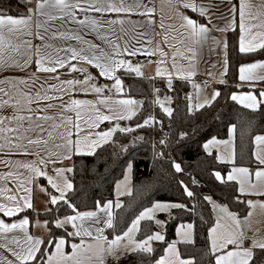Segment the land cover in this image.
<instances>
[{"label":"snow or ice","instance_id":"1","mask_svg":"<svg viewBox=\"0 0 264 264\" xmlns=\"http://www.w3.org/2000/svg\"><path fill=\"white\" fill-rule=\"evenodd\" d=\"M30 2V0H29ZM239 11V52L252 53L256 49H264V0L258 5H252L249 0H238ZM167 6L180 21L177 29L173 24L167 25L174 33L171 37L167 30L164 31L163 41L174 50L172 52V70L161 68L159 65L163 60L157 62L156 76H167V88L173 89V75L180 79L191 81L196 75L199 50L209 39L211 23L209 9L211 4H200L197 0H168ZM257 11L253 12L252 8ZM184 10H191L198 13L199 18L207 19V23L200 22L187 15ZM163 12V7L160 9ZM157 7L153 4L149 6L142 2L127 3L126 0H36L35 7L28 9L27 16L15 17L0 12V69L7 70L18 68L24 70L34 63L37 71L43 73H56L58 68H67L69 72L83 74V79L60 80L59 75L53 77L60 84H49L45 92L36 91L33 95L29 91H24L17 87V84H26L27 81H9L7 78L0 83H9L12 91L0 88V150H6L5 154L19 153L25 156H33L36 159L31 161L0 160L16 169H25L28 172L26 177L23 173L8 171L0 176V179L16 180L15 191L23 192L24 195H5L6 202L0 203V213L6 217H12L24 208H33L31 201V185L37 177H46L48 184L59 195H50V203L56 205L62 201L72 210L71 215L63 218H55L52 223L57 228L64 229V235L58 239L48 229L49 221L43 223L36 221V227H43L53 238L47 243L44 238L29 234L27 217L19 222L7 223L0 219V248L12 257L0 256V264H119L120 259L130 253L152 254L154 252L153 242H161L166 247L162 248L163 255L154 260V264H195L193 258H183L177 247L180 243H194V224L181 223L176 229L177 240L168 241L165 235L166 221L157 218L158 213H166L171 218L172 210H188L184 203L156 201L151 207L144 208L120 234H115V215L113 207L119 209L122 203L119 199L115 202L107 200L95 201L94 210L80 211L66 197V194L74 189V184L68 177V173L74 171L73 167H56L53 169L54 175H48L40 167L46 169L49 164H56L62 160H71L73 155H95L96 150L113 140L114 133H130L135 129L145 126H152L159 123L155 116L149 115L143 119L142 123H137L135 129L121 127L119 123L107 127L106 130L100 128L102 122L121 121L132 119L136 116L143 102L134 98H114L112 95H104L109 89V85H98L95 81L97 77L89 71V66L99 70L100 77L113 80L111 88L117 94L124 92L123 81L117 75L118 70L124 69L128 73H135L136 76H143L140 64L133 65L131 61L121 59L125 53L128 56H135L142 49L146 55L159 52L161 57H166L159 42L154 43V37L160 33L155 32L156 23L154 14ZM230 14L236 12V6L229 8ZM117 14L116 18H105V14ZM137 13L144 17L145 23L132 21L127 16L119 14ZM99 14V15H94ZM33 17L37 19L33 21ZM43 17V20L39 18ZM60 22V28L50 33V39H60L62 41H74L72 44L54 47L46 42L45 37L49 34V28L54 26L50 22ZM33 24L36 31L33 33ZM132 25L131 31L125 27ZM64 25H75L76 28H64ZM147 25V27H146ZM119 26V32H117ZM235 22L230 21L224 28H217V31H226L228 27H234ZM137 27L144 28L137 31ZM161 29H166L163 17L160 23ZM40 29H43L42 35ZM182 29V31H180ZM256 29V31H253ZM88 33H94L97 40L86 39ZM44 42L34 45L33 37ZM123 42V43H121ZM145 42L148 46H145ZM103 45V46H102ZM140 45V47H137ZM180 45V47H176ZM225 48L227 44L225 43ZM53 49L56 53L53 56L47 50ZM177 57L187 61V65L179 64ZM76 61L77 63H72ZM79 65V66H78ZM264 70V61L241 64L239 67L240 81L264 80V72L257 73L256 70ZM228 61L223 62V73H227ZM34 75V74H33ZM209 76L213 73L209 72ZM223 75V74H221ZM32 79V77H29ZM221 84L226 83L220 79ZM208 81L203 83L206 88ZM196 90L195 103L192 94H187V110L193 112L194 109H203L210 106L213 101L220 96L218 90H213L207 95H202L201 84L193 83ZM43 88L44 86L41 85ZM48 91H55L58 95H49ZM73 91L83 93L92 92L97 99L84 100L70 97L68 102H63V95ZM157 95L153 103L160 106L163 112L171 117L173 109L167 104H171L172 97L164 96L160 98V89L154 88ZM6 97V98H5ZM231 100L238 102L245 108L253 111L264 105V91L259 93V98L252 92L243 94L232 93ZM59 100L60 111L55 115L48 114L47 109L54 105L46 103L41 105V101ZM35 104L36 107H32ZM106 109V111L102 110ZM10 110V111H9ZM72 112L75 118L66 113ZM83 122V127L82 123ZM47 125V127H46ZM236 125H231L228 129L229 139H218L212 136L203 143L202 148L206 154L213 156L215 160L231 164L229 171L222 174L217 170L212 173L215 180L221 184L236 182L240 195H264V134H257L252 138L254 149L251 155L255 158L256 167L237 165L236 150L234 145ZM181 137L187 135L182 132ZM143 139V137H135ZM52 142V149L49 144ZM165 144V139L159 142ZM124 150L126 145L121 146ZM62 149V151H61ZM41 153H45L41 155ZM158 155L163 156L160 152ZM132 163L127 164V173L123 182H117V197L131 194L130 189L121 191V184L126 183L132 171ZM172 167L177 173L183 169L179 163L173 162ZM183 185V191L187 197L191 198L195 194L184 185V181H179ZM193 183H196L193 180ZM42 191L44 189H41ZM12 189L0 187V195L12 192ZM237 202L245 203L248 207L247 214L241 217L237 212L231 211L227 204H219L213 200L212 196L204 195L203 200L212 206L215 213L214 223L207 230L209 241V253L212 257V264H264V232L260 228L253 227L254 210L259 207L264 210V201H254L248 199ZM22 202V203H21ZM46 211H48L46 209ZM141 221L154 222L159 230L149 231L143 238L137 239V233L141 231ZM87 224V226H85ZM71 225L73 231H68ZM111 229L112 238L105 235V229ZM19 229L23 233V240L8 234ZM251 233V235H250ZM66 237H79V243H71V250L65 251L68 243ZM47 244L54 246V251L47 249ZM11 245H15L12 247ZM42 245L45 248L42 249Z\"/></svg>","mask_w":264,"mask_h":264},{"label":"trees","instance_id":"2","mask_svg":"<svg viewBox=\"0 0 264 264\" xmlns=\"http://www.w3.org/2000/svg\"><path fill=\"white\" fill-rule=\"evenodd\" d=\"M30 5L29 0H0V12L16 16ZM191 16L196 17L195 14ZM227 59L226 83L217 85L220 96L203 109L188 112L187 94L190 84L183 80L173 82V89L169 90L173 109L171 117L153 103V80L138 77L127 71L119 72L126 94L140 98L143 102L138 114L129 120L128 128L135 129V125L142 123L149 115L155 116L159 123L135 129L130 133L117 131L113 140L98 148L95 155H75L72 165L74 171L70 173L74 189L66 194L67 199L80 211L94 210L97 200L113 201L115 184L123 177L130 162L133 165L132 192L122 197V207L114 211L116 230L113 235L126 230L144 208L151 207L156 201L184 203L188 209L194 210H172L171 218L166 214L159 216L166 221V240L176 239V229L181 223H193L194 243L178 244L181 256L193 258L195 264H212L207 230L215 218L211 205L203 200V196L209 195L220 204H227L231 211L237 212L241 217L247 214L248 207L235 199L239 196L240 201H246L240 198L235 182L221 184L215 180L212 173L219 170L224 174L229 170V165L215 160V154H206L202 145L212 136L218 139L227 138L228 129L234 124L236 163L252 167L255 163L251 155L254 148L252 138L264 133V105L253 111L230 98L231 94L239 89L240 65L264 59V49L240 53L239 31L236 29L227 36ZM182 132L187 135L181 137ZM161 139H165L164 145L159 143ZM122 145H126L127 149L124 150ZM160 152L164 155H158ZM173 162L181 165V173H177L172 167ZM195 179L198 183H193ZM181 180L195 194L193 197H187L183 191L184 186L179 183ZM71 214L72 210L63 202H59L49 211L41 213L40 218L49 221V229L58 239L64 235V229L57 228L52 221ZM22 215L33 217V212L27 210L19 216ZM149 228L152 231L157 230L154 222L143 221L138 239L143 238ZM109 233H112L111 229H108L107 235ZM52 238L48 235L46 243ZM109 238L111 239L112 235H109ZM52 247V244H47L48 250ZM163 247L166 245L157 242L152 254L132 253L130 257L135 264H154V260L163 255ZM44 248L45 245L42 249Z\"/></svg>","mask_w":264,"mask_h":264},{"label":"crops","instance_id":"3","mask_svg":"<svg viewBox=\"0 0 264 264\" xmlns=\"http://www.w3.org/2000/svg\"><path fill=\"white\" fill-rule=\"evenodd\" d=\"M30 2H31V5L29 8H34L36 0H30ZM126 2L127 3L142 2L144 4H148L149 6H152L154 4L157 7V12L154 14V19H155L156 23L153 27H154L155 32L160 33V35L155 36L153 39H154V43L159 42L160 48L165 53H167V56L161 57L159 52H156L155 54H152V55H146L144 50L142 49L135 56H128L127 53H125L120 58L131 61V63L133 65L137 64L135 62H137L139 60H143V59L147 60L146 64H142V65L140 64L141 70L143 72V76H139V77H146V78H150L151 80H153V89L154 88L160 89L159 96L161 99H163L164 96H170V94H169V89L166 86L167 85V76H156L155 75L156 68H157V62L163 60L164 63L160 64L159 66L161 68H167L168 70L171 71L172 70V68H171L172 52L174 50L168 44L164 43L163 34H164V31L167 30L169 32V36L171 37L174 33L171 31V29H167V25L173 24L178 29L180 21L175 17V15L172 13V11L167 6L168 0H126ZM173 2H174V0H173ZM249 2L255 6V5L260 4L261 0H249ZM197 3L205 4V5H207V4L212 5V7L209 9V14L211 16V23L208 24V27L211 29V31L209 33V39L202 45V47L199 50L196 75L194 77H192L191 81L180 79L179 76H177L175 74L173 75V82L175 80H183V81L189 82L190 89H189L188 94H192L193 103H195V97H196V90L192 86L193 83L201 84L202 89H203L202 95H207L208 93L212 92L213 90H218L217 85L221 84L219 82V80L221 78L226 81L227 73L226 74L223 73V62H224L225 58L227 59V48H225L224 45H225V43L227 44L228 33L232 32L236 29L239 31V11H238L239 5H238V0H197ZM233 5L236 6V12L234 14H230L229 8ZM161 7H163V12L160 11ZM28 9L23 10L21 14L16 15L15 17H19L21 15L27 16L28 15ZM181 11H184L187 15H189L193 19H199L200 22L207 23V19L199 18L198 13H192L191 10H184V9H181ZM252 11L253 12L257 11L256 7H253ZM191 14H195L196 17L191 16ZM94 15H99V14H94ZM119 15L127 16V18L129 20L139 21L141 24L145 23L144 17L138 15L137 13H128V14L122 13ZM116 16H117V14H115V13L105 14V18H108V17L116 18ZM162 17H163V22L166 25V29L160 28V23H161ZM36 19H37L36 17H33V21H35ZM39 19L43 20L44 18L40 17ZM233 20L235 22L234 27H228L227 30L223 31V32L216 30L217 28H224L227 23H229L230 21H233ZM53 23H54V26L49 28V34H48V36L45 37L46 42L53 44L54 47H58L62 44L63 45L72 44L73 46H75L74 41H62L60 39L53 40V39L49 38L50 33L52 31H55L58 28H60V22L59 21L50 22V24H53ZM69 27L73 28V30H75V28H76L75 25H64V28H69ZM125 27L130 32L132 25L129 24V25H126ZM146 27H147V25H146ZM32 30H33V33H35L36 28H35L34 24H33ZM143 30H144V28L137 27V31H143ZM180 31H182V29ZM253 31H256V29H254ZM40 32L42 35L44 34L43 29H40ZM117 32H119V26H117ZM239 36H240V32H239ZM24 38L25 39H31L32 43L34 45H39V44L44 43V42L40 41L39 39L35 38V36L24 37ZM86 39L93 40L96 43H101L99 40L96 39L94 33H88L86 35ZM121 43H123V42H121ZM145 46L150 47L146 44V42H145ZM137 47H140V45H137ZM176 47H180V45H176ZM258 50H260V49L258 48L255 51H258ZM47 51L50 52L53 56L56 55V53L54 52L53 49H49ZM176 59H177V62L179 64H183L185 66L187 65V61L182 60L180 57H177ZM34 60H35V57H33V63L31 65H29V67L24 69V70H20L18 68H10L7 70L0 69V81L5 80V78H7L9 81H13V82L18 81L20 79H23V80L27 81V83L26 84H17V87L21 88L24 91H29L31 94L34 95L36 93V91H41L42 93L45 92L47 90V86L49 84H56L57 87H60L59 82L57 80L53 79V77L56 75H59L60 80L83 79V74L69 72L67 70V68H58L56 73L39 72L36 69ZM227 61H228V59H227ZM258 61H264V59L255 60V61L249 62V63H254V62H258ZM72 63H77V62L72 61ZM89 71L94 76L97 77V80L95 82L98 85H100V86H103L105 84L109 85V89L105 91L104 95H112L114 98L131 97V96H128L125 92L124 82H123L124 92L122 94H117L115 92V89L111 88V85L114 83L113 80H109L106 77H100L99 76V70L95 69L91 66H89ZM121 71H126V70H124V69L118 70L117 75ZM209 72L213 73V75L209 76L208 75ZM256 72L259 74L261 72H264V70L257 69ZM221 74H223V75H221ZM29 77H32V79H29ZM205 81H208V85L206 88L203 87V83ZM160 83H163L167 89L163 90L159 85ZM41 85H43L44 87L42 88ZM0 88H4L6 91H12L13 90L11 88V86L9 85V83H7V82L0 83ZM238 88L239 89L237 91H235V93H237V94L252 92L253 94H256L259 98V93L261 91H264V80L240 81V79H239ZM48 94L49 95H58V93H56L55 91H48ZM156 95L157 94L154 93V91H153V99H155ZM70 97L73 99H84V100H92V101H95L97 99L96 94H94L92 92L83 93V92H79V91H73L70 94L63 95V98H62L63 102H68ZM131 98L142 101L140 98H136V97H131ZM234 102H236V101H234ZM40 103L42 106H43V104H46V103H51L54 105L53 108L47 109L48 114L55 115V114L59 113V111H60V103L61 102L59 100L41 101ZM236 103L239 104L238 102H236ZM239 105L243 106L241 104H239ZM166 106L172 107V101H171L170 105L166 103ZM32 107L35 108L36 105L33 104ZM140 109H139V111H140ZM102 110L106 111V109H102ZM197 110H200V109H194L193 112L197 111ZM138 112H137V114H138ZM66 115H71V116H73V118H75V114L72 112H68V113H66ZM129 120L130 119L121 120V121L113 120L111 122L105 121V122H102L100 124V128L96 129V130L97 131L106 130L107 127L114 126L116 123H119L121 127L128 128ZM81 123H82V127H83V122H81ZM46 127H47V125H46ZM227 139H229V134H228L227 138H225L224 140H227ZM234 145H235V150H236L235 137H234ZM49 148L52 149V142H50ZM52 150L55 151V149H52ZM61 151H62V149H61ZM5 152H6V150H0V160L10 159L13 162H15L16 160L31 161V160L36 159L33 156H30V155L25 156V155H22L19 153H11V154L6 155ZM44 154L45 153H41V155H44ZM213 154H216L215 149L213 150ZM74 156L75 155L72 156L71 160H62V161L57 162L56 164H49L46 169L44 168L43 165H40V167L42 169H44L48 175H54L53 169L56 167H72ZM254 162L255 163L252 166V168L256 167L255 158H254ZM220 163L225 164V165H229V170L232 167L231 164L223 163V162H220ZM8 171H13V172L19 171V172L23 173L24 177H26L28 175V172L25 169H16L14 167V165L9 166V165H6L4 163H0V176H2L4 173H6ZM68 177L70 178V173H68ZM15 185H16V180H14L12 178H9L8 180L0 179V187H7V188L13 190L12 192L0 195V203L6 202L5 195H11V194H16L18 196L24 195L23 192H16L15 191ZM31 188H32L31 201H32L33 208H24L22 211H20L19 213H17L16 215H14L12 217H6L2 213H0V219H4L5 222H7V223H13V222H19L20 219L27 217L30 221V223L28 225L29 234L34 235V236H40V237L44 238L46 241L49 233L46 232L43 227H36V221H40L41 223H43V221H45V220L40 218V214L47 212L46 209L49 211L51 209V207L54 206L51 203H46V201L43 200L44 199L43 198L44 193L49 192V193L54 194V193H56V191L51 188L50 184H48L46 177H37L33 181ZM41 189H44V190L42 191ZM237 189H238V185H237ZM240 198L245 199V200L251 199L254 201H264V195H240ZM60 202H62V201H60ZM27 210L33 212V217L30 215L19 216L20 214H22L23 212H25ZM115 210L116 209H113V212ZM253 216H257L256 218H259V217L264 218V210L257 207L254 210ZM61 218H63V217H61ZM85 226H87V224ZM48 229H49V225H48ZM68 231H73V229L71 228V225H68ZM107 231H108V229L106 228L105 229V235H107ZM13 235H15L18 238H20L21 240H23V233L19 229L15 230L13 233L8 234L9 238H11ZM250 235H251V233H250ZM66 240L68 241V243L65 246V251L71 250V243H73V242L79 243V237H68V238H66ZM0 242H2V241H0ZM11 246L15 247V245H11ZM43 246L44 245H42L41 247H43ZM177 247H178V245H177ZM50 250L54 251V246ZM131 254L132 253L125 255L126 257H122L120 259V261L122 263H120V261H119V263L120 264H135L130 257ZM0 256H7L9 259L12 258L10 256V254L6 251V249H2V248H0ZM109 260H111V258Z\"/></svg>","mask_w":264,"mask_h":264},{"label":"rangeland","instance_id":"4","mask_svg":"<svg viewBox=\"0 0 264 264\" xmlns=\"http://www.w3.org/2000/svg\"><path fill=\"white\" fill-rule=\"evenodd\" d=\"M127 173V168H126V170H125V172H124V175H123V177L120 179V180H118L117 182H123L124 181V179H125V174ZM68 175V174H67ZM129 176H130V178H129V180L126 182V183H122L121 184V191H125L126 192V189H130V192L132 191V185H133V169H132V171H131V173L129 174ZM70 179V178H69ZM116 185H117V183L115 184V189H114V200H113V202H115L117 199H119L120 201H121V203H122V197H124V196H126V195H128L127 194V192H126V194H124V195H121V196H119V197H117V188H116ZM57 193V192H56ZM54 193V195H59V193ZM52 193H49V192H46V193H44V196H43V200H45L46 201V203H50L49 201H50V195H51ZM214 200V199H213ZM216 201V200H215ZM217 203H219L218 201H216ZM43 203V202H42ZM220 204V203H219ZM113 209H117V208H115V207H113ZM211 209H212V206H211ZM213 212V211H212ZM161 214H166V213H158L157 214V218L158 219H160L159 218V216L161 215ZM167 215V214H166ZM213 215H214V218H215V213L213 212ZM168 216V215H167ZM257 216H253V218H252V220H253V227H256V228H260L261 229V232H264V218L262 217V218H256ZM142 222L143 221H141V224H142ZM157 230H159L158 228H157ZM136 238L138 239V233H137V236H136ZM178 239V237H177V235H176V239L175 240H177ZM155 243H157V242H153V247H154V245H155ZM127 255V254H126ZM123 257H126V256H123ZM120 263H122L121 261H120Z\"/></svg>","mask_w":264,"mask_h":264},{"label":"built area","instance_id":"5","mask_svg":"<svg viewBox=\"0 0 264 264\" xmlns=\"http://www.w3.org/2000/svg\"><path fill=\"white\" fill-rule=\"evenodd\" d=\"M135 63H137V64H146L147 63V60H145V59H143V60H139V61H137V62H135ZM160 85V87L163 89V90H166L167 88H166V86L163 84V83H160L159 84ZM109 264H112V261L111 260H109ZM120 264V263H119Z\"/></svg>","mask_w":264,"mask_h":264},{"label":"water","instance_id":"6","mask_svg":"<svg viewBox=\"0 0 264 264\" xmlns=\"http://www.w3.org/2000/svg\"><path fill=\"white\" fill-rule=\"evenodd\" d=\"M195 181H196V183H198V180L197 179H195Z\"/></svg>","mask_w":264,"mask_h":264}]
</instances>
